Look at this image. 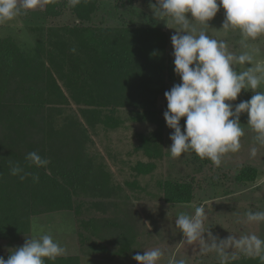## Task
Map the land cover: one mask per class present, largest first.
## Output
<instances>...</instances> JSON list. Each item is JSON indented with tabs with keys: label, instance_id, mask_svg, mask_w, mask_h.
<instances>
[{
	"label": "trees",
	"instance_id": "16d2710c",
	"mask_svg": "<svg viewBox=\"0 0 264 264\" xmlns=\"http://www.w3.org/2000/svg\"><path fill=\"white\" fill-rule=\"evenodd\" d=\"M98 1L80 0L75 7L69 0L46 5L44 18L67 9L76 21L28 26L31 45L10 35L0 37V241L16 242L28 235L32 216L72 211L77 228L87 233L78 229L80 244L88 242L90 253L112 254L108 245H114L113 255L127 256L135 243V219L126 210L101 223L79 218L85 198L100 199L91 203L105 213L112 203L105 204L103 198L119 197L122 191L98 157L88 152L92 142L88 128L102 124L113 129L119 124L116 111L129 108L131 119L156 123L160 129L155 103L166 85L180 77L174 71V55L166 52L167 33L161 27L86 25ZM154 137H143L142 145ZM31 151L50 162L44 167L30 164L25 156ZM10 160L38 175V182L31 175L23 180L11 175ZM145 167L138 163L137 173H148ZM256 173V168L244 166L236 179L251 182ZM160 185L166 202H191L188 182L166 180ZM101 228L113 231L109 241ZM91 235L104 244L89 239ZM45 264L80 262L77 255H66L45 258ZM227 264L262 263L259 258L242 257Z\"/></svg>",
	"mask_w": 264,
	"mask_h": 264
},
{
	"label": "rangeland",
	"instance_id": "374dc122",
	"mask_svg": "<svg viewBox=\"0 0 264 264\" xmlns=\"http://www.w3.org/2000/svg\"><path fill=\"white\" fill-rule=\"evenodd\" d=\"M156 3L157 0H99L97 10L86 25L161 27L167 33L166 52L173 54L171 36L176 33V25L171 22L170 17L160 18L154 15L153 4ZM217 4L219 5L218 2ZM188 17L191 19L190 13ZM224 19V9L220 6L215 17L208 21L207 34L212 38L224 40L229 51L237 55L247 51L254 56L252 64H236V71H244L257 62L264 63V35L253 40L245 39L239 31L230 30L225 34L222 28ZM74 21L75 17L67 9H64L61 15L52 18H44L41 9L30 10L26 15L17 16L14 20L0 24V37L10 35L19 43L31 45L33 36L29 34L28 26L41 23L71 25ZM180 82L179 79L168 83L164 92ZM260 90H264V85ZM252 94L251 90L242 89L237 99L229 102L233 105V110L240 102L250 100ZM155 105L158 110L157 116L162 120L160 129L156 123L131 119L129 108H119L116 111L119 124L113 129L102 124L88 128L92 139L91 144H88V152L98 157L110 174L112 183L118 184L122 191H118L119 197L111 195V198H103L102 202L105 204L112 203L105 213L100 212L91 203L100 199L85 198L79 218L82 220L95 218L96 223H101L103 219H112L126 210L128 217L135 219L134 228L138 231L135 243L127 256L113 255L116 249L114 245H108L112 254L90 253L88 242H85L84 246L80 244L78 229L83 234L87 233L77 228V219L73 212L57 211L32 216L29 234L21 236L18 241H0V257L7 259L26 239L38 235L32 229L35 223L38 229L42 228L43 232L50 233L55 241L65 247L66 255H77L80 264H139L133 256L137 253L142 255L144 251L154 248H161L164 251L157 264H168L169 259L173 257L177 260L185 259L186 264H215L220 262L218 254L215 251L205 254L200 251L199 245H187L182 232L175 224L181 212L194 214L195 208L201 205L205 206L208 214L205 227L211 225L209 230L214 236L224 239L229 235L240 237L255 233L264 239V222L248 223L244 215L249 210L264 211V147L256 145L257 156L254 158L250 156V148L254 145V133L247 125V113H241L239 116L241 127L245 130V135L241 138V149L228 154L221 165L215 167L210 160L200 159L192 151L182 154L179 158L171 157L170 134L174 130L166 125L163 116L167 111L164 93L157 99ZM70 108L79 114L76 105L71 103ZM185 119L182 117L179 122L182 131ZM151 135L155 136V140L151 139L145 146L142 145L143 137L149 138ZM157 149L159 155H156ZM138 163L146 165L148 173H137ZM244 166L256 168L257 173L253 181L245 183L236 179ZM166 180L188 182L192 186L191 202L183 204L166 202L160 185ZM122 194H127V197L123 198ZM110 229L101 228L102 236L105 232L107 241L112 238L113 231ZM204 236L207 239V233ZM89 239L104 244L103 239L97 236L91 235ZM232 254L237 256L236 259L249 258L233 248L229 250V260H234L231 259Z\"/></svg>",
	"mask_w": 264,
	"mask_h": 264
},
{
	"label": "clouds",
	"instance_id": "9594fccd",
	"mask_svg": "<svg viewBox=\"0 0 264 264\" xmlns=\"http://www.w3.org/2000/svg\"><path fill=\"white\" fill-rule=\"evenodd\" d=\"M56 2L0 0V24ZM79 3L80 0H69L71 7ZM220 6L225 13L222 24L225 34L230 30L239 31L245 39L253 40L264 35V0H219V5L217 0H157L153 4L156 17H170L176 25L171 44L174 71L181 82L164 92L167 111L163 113L166 125L174 130L170 134L171 157L179 158L192 151L200 159L210 160L215 167H219L228 154L236 153L242 147L241 138L245 130L239 121L241 113H247V125L254 133L250 156H257L256 145L264 147V90H260L264 85V63L257 62L237 72L236 64H252L254 56L247 51L237 55L229 51L224 40L207 34L208 21L215 17ZM70 51L74 52L75 48ZM242 89L251 90L253 94L250 100L240 102L233 110L229 102L235 101ZM182 117L186 118L183 131L179 123ZM25 160L36 167H44L50 162L36 151L27 153ZM9 164L11 175H19L21 180L31 175L33 181L38 182L39 176L25 172L19 162L10 160ZM244 215L248 223L264 222V211L249 210ZM207 219L204 205L197 206L194 214L181 212L178 215L175 224L187 245H199L200 251L205 254L215 251L220 264H227L229 250L233 248L245 256L259 258L264 264V239L255 233L240 237L229 235L220 239L209 230L211 225L205 227ZM32 229L38 235L26 239L6 260L0 257V264H45V258L55 260L66 255L65 247L55 241L50 233L38 229L35 223ZM163 255L161 248H154L144 251L142 255L137 253L133 259L139 264H157ZM236 258L235 254L231 255V259ZM168 264H186V261L173 257Z\"/></svg>",
	"mask_w": 264,
	"mask_h": 264
}]
</instances>
